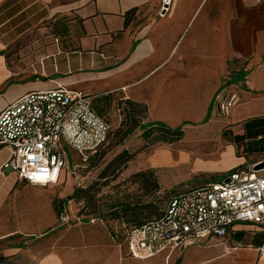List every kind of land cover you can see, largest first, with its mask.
Returning <instances> with one entry per match:
<instances>
[{
	"label": "crops",
	"instance_id": "1",
	"mask_svg": "<svg viewBox=\"0 0 264 264\" xmlns=\"http://www.w3.org/2000/svg\"><path fill=\"white\" fill-rule=\"evenodd\" d=\"M161 6L162 0H0V114L35 91L122 92L147 105L148 122L214 124V134L203 138L216 140L220 162L230 161L215 181L255 168L264 161V0H173L164 18ZM35 34L39 39L26 42ZM19 42L27 45L17 49ZM230 94L236 103L222 111L218 104ZM165 152L156 148L143 167L168 170L155 163ZM9 157L0 147V218L8 220L25 189L45 188L3 170ZM168 253L166 264H264V227L238 224L224 238Z\"/></svg>",
	"mask_w": 264,
	"mask_h": 264
},
{
	"label": "rangeland",
	"instance_id": "2",
	"mask_svg": "<svg viewBox=\"0 0 264 264\" xmlns=\"http://www.w3.org/2000/svg\"><path fill=\"white\" fill-rule=\"evenodd\" d=\"M46 32L50 35L53 31L48 29ZM37 38L38 34H35L26 42ZM41 38L46 46L49 39ZM26 42H19L17 49L25 48ZM59 44L61 47L64 42ZM52 47L55 45L48 46ZM31 50L34 52L35 47ZM30 64H34V59ZM229 78L230 75L223 81L228 83ZM66 89L70 90L69 87ZM122 97L128 99L120 92L94 100L96 109L110 121L113 130H117L123 121L117 108ZM197 126H183L184 139L172 145L156 144L157 133L144 139V131L137 129L123 144L113 146L103 158L94 161L83 162L77 154L67 150L69 165L61 182L42 188L41 192L25 189L17 201L16 218H0V237L11 235L0 241V264H166L168 261L164 255L168 252L148 261L130 259L125 250L117 247L111 232L120 225L124 228L116 216L126 206L151 204L162 211L172 195L204 186L220 177L213 175L230 161L220 162L216 140L203 138L208 132L214 134L216 126ZM158 147L166 152L159 155L155 163L164 162L169 169L160 171L157 176L160 185L168 190L164 191L161 187L159 192L148 193L142 182L134 180V175L149 170L143 166L150 162V153ZM123 151L134 155L132 161L121 173L102 179V171ZM90 187L93 188L89 201L69 199L77 190H88ZM67 218L68 221H65ZM93 226L98 227L99 232L93 233Z\"/></svg>",
	"mask_w": 264,
	"mask_h": 264
},
{
	"label": "built area",
	"instance_id": "3",
	"mask_svg": "<svg viewBox=\"0 0 264 264\" xmlns=\"http://www.w3.org/2000/svg\"><path fill=\"white\" fill-rule=\"evenodd\" d=\"M172 5L173 0H162L161 18ZM236 100L230 94L218 106L229 112ZM110 131L111 124L91 96L62 87L31 92L0 114V147L10 150L2 169L30 186H56L68 169L67 150L87 162L107 143ZM255 168L238 169L221 180L172 195L161 217L132 230L117 247L133 260L148 261L224 238L238 224L264 227V174L259 175L264 169Z\"/></svg>",
	"mask_w": 264,
	"mask_h": 264
},
{
	"label": "trees",
	"instance_id": "4",
	"mask_svg": "<svg viewBox=\"0 0 264 264\" xmlns=\"http://www.w3.org/2000/svg\"><path fill=\"white\" fill-rule=\"evenodd\" d=\"M136 11L137 10H133L132 12ZM98 98L99 96L96 97V99ZM117 108L120 111L121 116H123V121L121 122L120 127L117 130H113L111 126L107 143L88 160L94 161L96 158H103L109 149L113 146L123 144L125 140L136 132L137 129L144 131L142 136L144 139H148L153 133H157V137L154 139L156 144L162 143L172 145L179 143L184 139L185 132L182 127L191 125L190 123H184L178 128L172 129L161 122H148L147 105L124 97L120 98ZM99 114L105 117L100 112ZM211 115L212 108H210L208 116L203 123H207L211 118ZM106 120L110 123L107 118ZM133 157L134 155L127 151L118 154L102 171L100 177L102 179H107L109 175H115L117 172L121 173L127 164L132 161ZM237 170L238 169H235L233 172ZM134 180L142 182L144 189H146L148 193L159 192L161 190L158 176L154 170L149 169L148 171L137 173L134 175ZM92 188L90 187L88 190H77L69 199L72 200L77 198L81 201L87 202L92 198L90 195ZM164 210L161 211L160 208L154 207L151 204L135 207L126 206L122 213L116 216V220L119 224L121 223L124 228L120 225L115 231L111 232V236L115 240L116 245H124L127 236L132 230L140 228L152 219L161 217ZM114 214H117V212H114ZM124 230H126L125 233H123Z\"/></svg>",
	"mask_w": 264,
	"mask_h": 264
},
{
	"label": "water",
	"instance_id": "5",
	"mask_svg": "<svg viewBox=\"0 0 264 264\" xmlns=\"http://www.w3.org/2000/svg\"><path fill=\"white\" fill-rule=\"evenodd\" d=\"M264 169V162L255 168L256 171Z\"/></svg>",
	"mask_w": 264,
	"mask_h": 264
}]
</instances>
